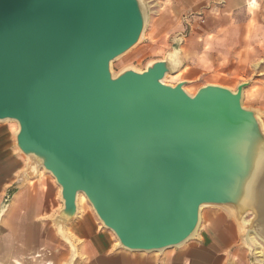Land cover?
I'll return each mask as SVG.
<instances>
[{
    "label": "water",
    "instance_id": "95a60500",
    "mask_svg": "<svg viewBox=\"0 0 264 264\" xmlns=\"http://www.w3.org/2000/svg\"><path fill=\"white\" fill-rule=\"evenodd\" d=\"M146 22L142 0H0V122L19 124L24 174L44 169L60 186L53 223L69 243L80 193L127 250L179 247L207 206L264 240V113L243 104L252 80L191 95L187 80L165 82L183 67L178 48L115 74Z\"/></svg>",
    "mask_w": 264,
    "mask_h": 264
},
{
    "label": "crops",
    "instance_id": "0c3cea01",
    "mask_svg": "<svg viewBox=\"0 0 264 264\" xmlns=\"http://www.w3.org/2000/svg\"><path fill=\"white\" fill-rule=\"evenodd\" d=\"M184 1L183 6L192 9L202 7L208 0ZM216 1L220 4L214 10L215 38L206 36V28L205 37L199 40L198 65L189 61L182 80L196 81L202 71L215 68L230 72L231 78L220 85L236 90L249 78L243 79L242 74L264 62V0ZM207 15L211 26V14ZM259 87L264 90V78L255 77L245 88V96L258 100L262 93ZM255 106L264 109V101ZM16 130L0 122V264H238L243 261L244 248L239 244L233 220L214 208L204 210L203 228L182 248L139 252L119 246L115 234L102 224L91 204L80 202L76 217L66 226L72 243L63 242L53 225V218L63 206L60 186L42 169L34 178L24 174L27 160L14 145ZM252 245L258 253H264L261 242L253 240Z\"/></svg>",
    "mask_w": 264,
    "mask_h": 264
},
{
    "label": "rangeland",
    "instance_id": "374dc122",
    "mask_svg": "<svg viewBox=\"0 0 264 264\" xmlns=\"http://www.w3.org/2000/svg\"><path fill=\"white\" fill-rule=\"evenodd\" d=\"M142 2L145 3L147 14V22L144 34L140 42L133 49L113 62V71L115 74H118L120 71L128 67H133L137 70H144L149 62L157 59H164L168 52H173L175 48H178L180 57L183 61V67L179 73L175 75L169 74L165 78L166 83L175 85L178 83V81H182V79L185 77L188 71L187 67L189 65V61L191 65H198L197 61L200 50L199 40L200 38L205 37L204 35L206 33V28V36L211 39L215 38V31L213 29L214 10L216 9V6H218L217 4L220 3L216 0H208L202 7L190 9L183 6L185 3L184 0H143ZM207 13L211 14V26H209V17ZM212 51L214 52L215 49L213 48ZM185 62L188 63L185 64ZM252 69L253 70L244 72L245 74H242L244 76L243 79L249 76L247 79H251L253 83L255 77H260V79L264 78V62H261L255 67L253 66ZM229 74V71L225 72L215 68L204 70L202 71V76L199 79H196V81H188L185 89L189 94L194 95L197 92L199 86L206 84L220 85V83H224L226 80L231 78ZM259 90L262 93L260 94V98L258 100L254 101V99L248 98L244 94L243 104L246 107L258 108L264 113L263 108L255 106L256 103L262 104L264 101V90L262 91L261 87H259ZM260 118L264 127V114H262ZM6 123L10 124L11 127L16 130L17 126L15 122L7 121ZM42 170L47 172L44 169ZM47 174L50 173L47 172ZM86 201L89 202L85 197L81 200V202ZM210 208L221 210L227 213L231 220H233L238 231V225L234 218L228 213V211L220 207H204L202 209V220L204 210ZM203 224L204 220L202 222L201 229L203 228ZM57 235L63 242L67 243L59 234ZM254 241L260 242L256 237ZM189 242L190 240L181 246L172 248L170 250L182 248ZM261 243V249L264 251V242ZM239 244L244 248V255L242 257L243 261L240 260L238 264H264V253H258L259 250L257 251V247L254 246L251 248L245 242L243 243L240 240V234Z\"/></svg>",
    "mask_w": 264,
    "mask_h": 264
},
{
    "label": "bare ground",
    "instance_id": "6f19581e",
    "mask_svg": "<svg viewBox=\"0 0 264 264\" xmlns=\"http://www.w3.org/2000/svg\"><path fill=\"white\" fill-rule=\"evenodd\" d=\"M143 1V0H142ZM143 4H144V6H145V3L143 2ZM146 8V7H145ZM177 53H178V51L176 50L174 53H172L173 54V56H176L177 55ZM7 121H10V122H15L16 123V125H17V130H16V132H15V135L18 133V131H19V124H18V122L17 121H12V120H6L5 122H7ZM15 135H14V137H15ZM14 145H15V147H16V142H15V138H14ZM16 150L19 152V153H21L19 150H18V148L16 147ZM22 154V153H21ZM25 157V156H24ZM26 159V158H25ZM22 180V178H19V181H21ZM61 189V188H60ZM86 198V196L83 194V193H80L79 195H78V206H79V204H80V202H81V200H82V198ZM250 218V216H247V217H245L243 220H242V223L246 226L248 223H249V219ZM202 212H201V217H200V223H199V225H198V227H197V229H196V231L193 233V235L187 240V241H185L184 243H186V242H188L189 240H191V239H193L198 233H199V231H200V229H201V226H202ZM262 228H261V230L264 232V220H263V224H262V226H261ZM240 228V226L238 227V232H239V234H240V240L244 243H246V244H248V246H250L251 248L253 247V245H252V241L255 239V237L257 238V240L258 241H260V242H264V240H262L259 236H258V234H256L255 232H253V231H247V230H240L239 229ZM62 233L63 234H66L65 233V231H63L62 230ZM68 234V233H67ZM70 235H65V238L68 240V241H71V239H70ZM72 243V242H71ZM184 243H182V244H184ZM181 244V245H182ZM118 245L120 246V243H119V240H118ZM180 245V246H181ZM160 252V251H159Z\"/></svg>",
    "mask_w": 264,
    "mask_h": 264
}]
</instances>
